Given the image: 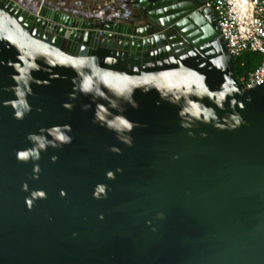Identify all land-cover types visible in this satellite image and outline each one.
<instances>
[{
  "label": "water",
  "instance_id": "95a60500",
  "mask_svg": "<svg viewBox=\"0 0 264 264\" xmlns=\"http://www.w3.org/2000/svg\"><path fill=\"white\" fill-rule=\"evenodd\" d=\"M130 5L0 0V264H264V83L206 0Z\"/></svg>",
  "mask_w": 264,
  "mask_h": 264
},
{
  "label": "built area",
  "instance_id": "2783aa9c",
  "mask_svg": "<svg viewBox=\"0 0 264 264\" xmlns=\"http://www.w3.org/2000/svg\"><path fill=\"white\" fill-rule=\"evenodd\" d=\"M218 16L229 52L236 59L245 52L263 56L261 64L238 78L247 88L264 83V0H206Z\"/></svg>",
  "mask_w": 264,
  "mask_h": 264
},
{
  "label": "rangeland",
  "instance_id": "374dc122",
  "mask_svg": "<svg viewBox=\"0 0 264 264\" xmlns=\"http://www.w3.org/2000/svg\"><path fill=\"white\" fill-rule=\"evenodd\" d=\"M23 7L35 10L39 4L28 5L26 1L15 0ZM50 4L56 9L71 15L85 18L94 22L106 20L135 23L132 17L134 9L130 5V0H50Z\"/></svg>",
  "mask_w": 264,
  "mask_h": 264
},
{
  "label": "trees",
  "instance_id": "16d2710c",
  "mask_svg": "<svg viewBox=\"0 0 264 264\" xmlns=\"http://www.w3.org/2000/svg\"><path fill=\"white\" fill-rule=\"evenodd\" d=\"M263 56L255 52H245L240 57L234 59V66L237 77L247 76L254 71L262 62Z\"/></svg>",
  "mask_w": 264,
  "mask_h": 264
},
{
  "label": "crops",
  "instance_id": "0c3cea01",
  "mask_svg": "<svg viewBox=\"0 0 264 264\" xmlns=\"http://www.w3.org/2000/svg\"><path fill=\"white\" fill-rule=\"evenodd\" d=\"M21 1H26V2L28 3V5H32V4H34V3H38L39 5H40V4H45L46 2H47V3H51L50 0H21ZM49 6L55 8V6H53V5H51V4H50Z\"/></svg>",
  "mask_w": 264,
  "mask_h": 264
},
{
  "label": "flooded vegetation",
  "instance_id": "af4514ba",
  "mask_svg": "<svg viewBox=\"0 0 264 264\" xmlns=\"http://www.w3.org/2000/svg\"><path fill=\"white\" fill-rule=\"evenodd\" d=\"M131 1V0H130ZM132 7V6H131ZM132 17H133V20H134V13L132 14ZM139 23H141V22H136L135 21V24H139Z\"/></svg>",
  "mask_w": 264,
  "mask_h": 264
},
{
  "label": "snow or ice",
  "instance_id": "6c2138e0",
  "mask_svg": "<svg viewBox=\"0 0 264 264\" xmlns=\"http://www.w3.org/2000/svg\"><path fill=\"white\" fill-rule=\"evenodd\" d=\"M22 155H24V154H22Z\"/></svg>",
  "mask_w": 264,
  "mask_h": 264
}]
</instances>
